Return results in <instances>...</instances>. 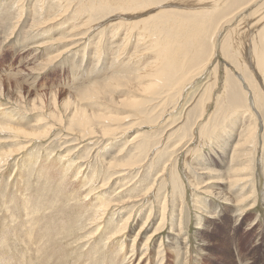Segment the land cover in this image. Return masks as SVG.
<instances>
[{
    "label": "rangeland",
    "instance_id": "374dc122",
    "mask_svg": "<svg viewBox=\"0 0 264 264\" xmlns=\"http://www.w3.org/2000/svg\"><path fill=\"white\" fill-rule=\"evenodd\" d=\"M102 1L108 2L0 0V160H6L9 155L13 157L0 167V264H130L133 259L131 264H138L144 257L143 264H264V174L257 168V163H264V94L260 74L250 72L249 65L244 64L238 51L236 54L232 52L233 48L225 47L226 42H230L228 31H232L236 24L217 31L216 55L209 70L185 90L179 102L169 100L167 106H157L152 112L151 103H147L141 107V111L150 113H140L143 120L136 122V115L131 114L133 119L122 125L124 129L119 130L116 137L105 139L102 146L98 144L102 140L97 137L86 138L85 142L80 143L78 136L82 132L79 126L69 131L68 127L63 128L68 126L71 118L68 113L80 108L84 110L81 111L84 119L109 112L104 110L101 100L98 103L85 99V88L94 82L102 85L90 88L105 86L102 88L115 101L113 108L120 107L117 102L128 98L126 90L124 86L107 87V80L118 74L125 79L136 80L139 75L136 71L143 72L139 63L142 59L132 61L136 71L131 72L114 63L109 51L114 49L116 57L125 53L135 57L147 54L153 58L154 54L149 53L151 51L146 46H139L142 50L135 52L140 36L133 39L136 45L133 41L123 47L119 36L128 24L146 25L145 18L156 15V11L168 3L157 0L161 2L158 3L160 7L154 6L153 11L140 6L124 12L116 5L104 9ZM260 1L252 0V5L244 13L251 23L264 15V8L256 7ZM206 4L211 7L208 3L202 5ZM227 6L228 2L223 9ZM255 9H260L258 14H253ZM222 17V13L215 14V20L228 26ZM262 23L257 26L258 31L263 29ZM119 29V34L113 31ZM212 30L216 31L214 26ZM260 34L258 32L256 35V43L248 42L249 36L242 39L249 58L253 57L254 50L262 47L258 37ZM115 39L120 42L113 43ZM116 44H119L118 47ZM78 87L83 88L79 91ZM234 92L243 96L242 106L240 103H236V107L231 105ZM33 102L42 103L41 109L34 113L26 111ZM204 102L210 107L202 115ZM152 106L156 105L153 103ZM247 109L248 122L255 121L258 129L257 140L253 143L256 155L252 163L253 167L256 166L252 179L243 182V185L239 183L237 187L227 179L221 184L224 191L219 190L215 183L206 185L216 176L195 173L193 169L202 167L199 164L215 169L210 164L218 163V157L225 153L226 177L229 176L235 146L241 143L238 142V135L250 127L249 123H238L234 141L232 125L235 120L239 122L242 111L246 115ZM163 113H166L164 117L160 115ZM113 115L118 113L114 112ZM37 121L40 124L34 128ZM149 121H154L152 126L146 125ZM52 125L57 130L48 137H29L17 132L10 135L8 130L4 131L7 127H14L24 132L45 134V130ZM98 129H101L99 122L96 125ZM135 137L136 141H132ZM94 139L97 141L94 142ZM142 151L145 157L141 159ZM110 163H131V166H126L131 170L117 175L124 176L118 177L112 184L115 176L109 181L111 173L123 169L114 171L108 165ZM163 172L166 175H162ZM107 180L109 184L103 194L99 187ZM253 185L254 194L250 192ZM208 187L214 194H217L218 188L217 192L229 196L233 202L229 203L231 206L224 209V205H229L226 201L205 194L203 191H207ZM118 192L123 193L120 196ZM103 195L107 200H114V197L117 198L115 195L121 200H135L121 215H131V227H134L126 231V236H123L124 233L117 235L115 240H121L112 244L111 241L108 243L107 238L119 224L120 216L113 214L116 207L108 212L104 230L95 237L92 235L95 228L87 227L99 202H104ZM211 201L219 205L218 209ZM162 213L166 217L163 229L148 250L145 244L158 228ZM207 216H214L213 222L207 223ZM146 218L151 219L134 248V255L131 246ZM172 234L176 237L181 234L184 241L172 243ZM162 239L165 241V252L160 255L158 249ZM238 254L240 257L245 255L247 262L241 263Z\"/></svg>",
    "mask_w": 264,
    "mask_h": 264
},
{
    "label": "bare ground",
    "instance_id": "6f19581e",
    "mask_svg": "<svg viewBox=\"0 0 264 264\" xmlns=\"http://www.w3.org/2000/svg\"><path fill=\"white\" fill-rule=\"evenodd\" d=\"M245 1H247V2H245ZM256 1L257 0H255V2ZM102 2H104V4H105L104 9L109 8V5H112L113 7H114V5H116V6L121 7L124 12H127V10L138 8L140 6H143V7L145 6L146 8H148L149 11H153L154 6H156V5L158 6V3H161L160 1L158 2L157 0H108V2H106V1H102ZM166 2H168L167 6H163L161 8V10L158 12L156 11V15H149V16L147 15L148 18H145V21H147L146 25H145V23H143V25L140 23L137 25L135 23L128 24V27L125 28L124 32H122L119 36V37H121L120 40H122V43H123L122 47L124 45H128L130 42L133 43V41H134L133 39H136V36H138V37L140 36L139 38H141V40L138 42L137 47L134 48V46H133L135 52H137L138 50H142V49L138 48L139 46H141V47L146 46V49L151 51L149 53H151L152 55L154 54L153 58L148 56L147 54H140L139 56L135 57L131 54L130 55H124L125 53L124 54L121 53V54H119V56L116 57L114 49L112 51L108 50L110 52V54H109L110 58L114 63L124 66L127 70H129L131 72L136 71V66H135V64L132 63V61H135V60L140 61L142 59L140 62L139 61L138 62L140 63V66L143 67V72L141 71V73H140L139 71H136L137 74H139L138 77L136 78V80H134V79L131 80V79H127V78L125 79L123 76H119L120 74H118V75L107 80L106 86L110 87L111 89L114 87H121V86L123 87L124 86V88L126 90L125 93L128 95L127 96L128 98L120 99L117 102L120 105V107L119 108H113L115 101L113 98L110 97L109 93L103 89V88H106L105 86H100L101 88H90L93 86L102 85V83L94 82V84H90L88 87L85 88L84 94L87 95L85 97V99L88 98L91 100H96L95 102H98V103H100L98 100H101L102 103H100V104H104V110H108L109 112H107L105 114H101V115H95L94 117H87V118L82 119L81 111H84V110H82L80 108H76V109H74L73 112L68 113L71 116V118L69 119V122H68V126H63L64 123L63 122L61 123L64 129H66L68 127L67 128L68 131L73 129L74 127L79 126V128L81 129V132H82V135H79V136L77 135L81 139L80 143L85 142L86 138L93 139V138L97 137V139L102 140V141H98V144H101V146H102V143L105 141V139H109V138L111 139L112 137L113 138L116 137L117 132L121 129H124V126H122V125L130 122L133 119V117H131V114L136 115V118H134V119L136 120V122H138V121H141L144 119V118H142V119L140 118V113H147L148 114V113H150L151 110L154 111V109H156L157 106H159L161 108L164 106H167V103L169 100H174L173 102H179L180 99H182V97L185 93V90L189 86L193 85L195 82H198L199 77H201L206 70L207 71L209 70L208 68H209L211 62H213L212 59H213L214 55H216V49H217L216 45H217V37H218L217 31L224 30L227 27H230L229 26L230 24H232V27L234 26V24H236V26L233 27L232 31L231 30L228 31L227 35H228L231 43L226 42L225 47L228 46L229 48L230 47L233 48L234 50H232V52L238 51L240 54H238L237 52H236V54L241 56L242 61L244 62V64L247 65V67L249 65V68L251 70L250 72L251 73L256 72V74H260L261 87H262L263 94H264V27H263V29H261V31L260 30L258 31V29H257V26L259 25V23L264 22V15L261 16L260 18H258L257 21L254 23H251L250 20H248L246 18V16H244L246 9L252 5L251 4L252 0H166ZM227 2H228V6L224 10L223 7H225ZM261 2H263V3L261 5H259ZM204 3H208L209 5L211 4L210 5L211 7H208L207 4H206L207 6H203L202 4H204ZM145 7H144V9H146ZM158 7H160V6H158ZM256 7H258V8L263 7L264 8V0H261L256 5ZM85 10H86V8H85ZM259 10L260 9H255L253 14H258ZM138 12H139V10H138ZM217 12L222 13V15H223L222 18H224L223 20L226 19L225 21L227 22L226 24L228 26L223 25V22L215 20V14ZM149 13L151 14V12H149ZM113 16H115V15H113ZM21 17H22V15H21ZM244 17L246 18V20L244 19ZM216 19H217V17H216ZM45 24L49 25L48 23H45ZM120 24L118 23V25H120ZM262 25H264V24L262 23ZM213 26L216 30L215 32H214V30H212L213 32L211 31V28ZM140 27H142V28L140 29ZM111 30L112 29H110V31ZM113 31L119 34L120 29L119 30H113ZM122 31H123V28H122ZM135 31H136V33H135ZM258 32L261 33L260 35H258V37H259V42L261 43L262 47L260 46V48H261V49L259 48L260 50H254L253 51L254 52L253 57L249 58V56L246 54L247 53L246 52V43H243L242 39H245L247 36H249L247 41L248 42L253 41L256 43V41H257L256 35ZM234 35H236V38H234L235 37ZM10 36H12V35H10ZM120 40L115 39V40H113V43H115L116 41H117L116 43H118V42H120ZM134 42L136 45V40ZM118 45L119 44H116V47H118ZM253 45L255 47V44H253ZM128 47L129 46H127V48ZM262 48H263V50H262ZM123 50H126V48L125 49L123 48ZM121 51H122V49H121ZM129 53H131L130 50H129ZM225 54H226V52H224V55ZM229 56H228V58H229ZM205 57H207V58H205ZM149 61L153 62V63H149ZM216 68L217 67H215V69ZM213 73H216V72L213 70ZM126 74H127V72H126ZM217 76H218V74H217ZM217 79L218 78H216V80ZM121 81H122V83H121ZM214 82H217V81H214ZM214 82H213V84H214ZM227 82H228V78H227L226 83ZM82 88L83 87H78L77 89L81 90ZM254 91H255V96L257 97L258 91H257L256 86L254 87ZM130 93H132V95H133L132 98H129L132 96V95H129ZM224 95H225V93H224ZM35 99H36V96H35ZM151 101H153V102H151ZM38 102H40V101H38ZM242 102H243V96L238 92H234V94L232 95V98H231V105L236 107V105H237L236 103H240L242 106L243 105ZM147 103H151L150 111H141V107ZM153 103L156 106L153 107L152 106ZM17 104H19V103H17ZM46 105H48V104H46ZM208 105L209 104H206V102L202 103V108H203L202 115L207 112V108L210 107V106L208 107ZM41 107H42V103H34L33 102V104L30 103V107H28L26 111L34 113L33 111H39L41 109ZM20 108H21V106H20ZM21 111H22V108H21ZM248 111H249V109L246 110V115H244L245 112L242 111V115H240V117H238L239 122H238V120H235L233 125H232V131H233L232 139L237 137L236 133H237V127H239V124L249 123L250 127L248 129H246L245 131H243V134L238 135L240 137L238 142L241 141V143H239L235 146V150H234V153L232 155V160L234 163L232 162L231 167H229V170H228L229 176L226 177V175H227L226 164L227 163L225 161V159H226L225 153L221 154L218 157V159H219L218 163H211L210 164L213 167L215 166V169L209 168L205 164L204 165L199 164V166H202L200 168H195V169L191 168L195 171V173L198 172L199 174H205V176L206 175L216 176L215 179H213V180L210 177L209 179H211L212 181L211 182L209 181L208 183L206 182V185H211V184L215 183V184H217V187L220 190L222 188L221 184L223 185V183H225V181H227V179H228V182L234 187H237L239 183L240 184L242 183V185H243V182L245 183L246 181H248V180L250 181L252 179L253 171L255 172V166H256L255 165L253 167V163H252V160L256 155V149H255L256 146H254L253 143L257 140V136H258L257 130L258 129H257V124L255 121L249 120V122H248V118H247V114H248L247 112ZM114 112L118 113V115H113ZM165 114L166 113H163L160 115H163V117H164ZM160 115H159V117H160ZM84 116H87V115H84ZM249 118H251V116ZM97 122L100 123L101 129L96 130ZM152 122H154V121H149V122H147L146 125L152 126ZM35 124L36 125H34V128H35V126L40 124V121H37V123H35ZM237 124H238V126H237ZM144 125H142V126H144ZM13 128L7 127L4 131L8 130V133L10 132V135H11V132H17V133H23L25 136H29V137L35 136V137L40 138L42 136L48 137L50 135V133H53V131L57 130L56 126L52 125L50 128L45 130L46 131L45 134H40L38 132H36V134H33L34 133L33 131H32L33 133L27 132V130H26V132H24V130L22 131V129H16V128L13 129ZM4 131L1 130V132H4ZM33 137H32V139H33ZM136 139L137 138L135 137L132 141H136ZM34 141H35V139H34ZM96 141L97 140H95L94 142H96ZM234 141H235V139H234ZM33 143L34 142H32L31 144L33 145ZM26 147H28V146H26ZM152 148L153 147H150V149H152ZM22 151H24V149ZM12 154H13V152H12ZM144 154L145 153L142 151L139 158L142 159L143 157H145ZM71 155L72 154H70V156ZM9 156L11 157L12 155H9ZM10 157L6 158V160H4V158H3V160H0V164H1L0 167L4 163H7V160ZM11 158H13V157H11ZM240 162H248V163H240ZM108 165L110 167H112L114 171H116L117 168L123 169L119 172L111 173V175L109 177V181L112 179V177L115 176V178H113L112 184H114L115 179L118 180L119 179L118 177L124 176V175H121V176H117V175H120L122 172H126V170H128V171L131 170V169H128V167H126V166H131V163H122V164L121 163L120 164L110 163ZM110 167H108V168H110ZM257 168L261 169V173L264 174V163H257ZM163 174H164V172L162 173V175ZM255 174L256 173H254V175ZM164 175H166V174H164ZM243 175H246V176L243 177ZM109 181L107 183H103L99 187L100 192L102 191V193H103V191L107 189ZM112 184H111V186H112ZM111 186H110V188H111ZM192 186H194V185H192ZM246 186H244L243 189L246 190ZM254 186L255 185H253L252 188L249 187L251 189L250 192L252 194L255 193V187ZM217 189H216L217 194H214L211 191V189H209V187L206 189L207 191H203V192L205 194L207 193L208 195L209 194L213 195L216 198L223 200L224 202L226 201L227 204L233 203L232 200L229 198V196L222 194L220 192H217ZM222 191H224V190H222ZM120 193H123V192H118V194H120ZM148 193H150V191ZM117 195H115L117 198L114 197V200H113V198H111L112 200L109 199V197H110L109 195H108L109 197H107L109 200H107L106 198H104V195H103L102 200L104 202H101V203L99 202V204H100L99 207H97L96 210L93 211L94 216H93L92 222L87 225L88 229L89 228L90 229L95 228V230H96L95 233H92L93 237H95L98 233H100V231L104 230L103 224H105L104 222L106 219V215H108V212L110 210L114 209V207H116V209H114L113 214L115 216H116V214H118L120 216V220L118 221L119 222L118 226L114 228V231L107 238L108 243L111 241V244L115 243L118 240H121V238L115 240L118 237L117 235H121L124 233L123 236L124 235L126 236V234H127L126 231L129 229L131 230V228L134 227V226L131 227L132 226L131 215H129L127 217H122L121 215H123V213L129 208L128 206L132 205V203H134L135 200H133L132 198H130V199L127 198V200H121V197H118ZM121 195L122 194H120V196ZM241 201L242 200H240V202ZM211 204H213L214 207L216 209H218L219 205L217 203H215L214 201H211ZM231 204L224 205V209H228L229 206H231ZM42 208H44V207H42ZM52 208H53V206H52ZM74 210H76V209H74ZM82 210H83V208H82ZM41 211H42V209H41ZM61 211H59V212H61ZM164 211H165V208H164ZM79 212H81V211H79ZM245 213L248 214L247 211ZM61 214H63V213H61ZM209 214H211V213H209ZM71 215H73V214H71ZM243 215H245V214H243ZM41 217L43 218V216H41ZM73 217H72V219H73ZM207 217H208V219L206 218V220H205L207 223L213 222L214 219L212 217H214V216H212V217L207 216ZM48 218H49V216H48ZM147 218H146V221L144 222L143 226L138 231L136 238L133 241V244L131 246L132 247L131 251L133 253L135 252L134 248L137 247L136 245L138 244L139 238L146 231L147 225L149 224L148 221L151 219V218H149V220H147ZM60 219H62V218H60ZM239 219H241V218H239ZM165 220H166L165 214L162 213V218L160 220V223L158 224L159 225L158 228L156 229V231H154L152 233V235H150L148 237V240L145 244L148 247V250H150V248H151V242H154L155 238H157V236L159 235L158 232L163 229L162 225H163V223H165ZM254 224H256V223H253V225ZM238 225H239V222L235 226V230H237ZM164 226H165V224H164ZM36 230H35V232H36ZM172 235H173L172 238H170L172 243L174 241L176 242V240L184 241L183 236H181V234H177L178 237H176L174 234H172ZM122 239H123V237H122ZM259 239H260V237H259ZM125 240H126V238H125ZM164 242L165 241L163 239L160 242V247L158 249L159 250L158 253L160 255H162L165 252V251H163V249L165 248ZM33 245H35V243ZM170 248H171V243H170ZM32 249H34V248H32ZM187 252H188V249H187ZM167 253H168V250H167ZM134 255H135V253H134ZM134 255H133V257H134ZM253 255H254V253H253ZM237 256H238L237 258H239L238 260H241V263L247 262L245 255L240 257V255L238 254ZM107 257H109V256H107ZM53 258H54V256H53ZM104 258L106 259V257H104ZM148 258L150 259V257H148ZM144 259H145V257L141 258L140 261L138 262V264L145 263ZM158 261H160V260H158ZM131 262H130V264H131ZM42 263L44 264L46 262H42Z\"/></svg>",
    "mask_w": 264,
    "mask_h": 264
}]
</instances>
